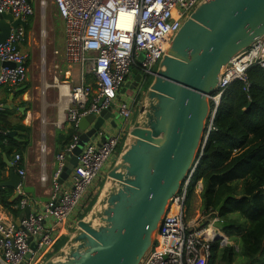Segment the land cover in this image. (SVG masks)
<instances>
[{"label":"built area","instance_id":"1","mask_svg":"<svg viewBox=\"0 0 264 264\" xmlns=\"http://www.w3.org/2000/svg\"><path fill=\"white\" fill-rule=\"evenodd\" d=\"M51 1L63 23L64 61L81 71L79 84L67 89L66 121L77 128L81 118L97 117L116 104L120 124L100 144L106 132L98 131L95 139L84 145L71 174L60 183L65 154L74 149L79 139L77 133L72 136L67 147L56 155L57 167L52 175L47 177L43 173L40 177L41 183L48 182L50 187L41 211L23 218L19 226L0 215V264H43L53 251L58 230L94 191L95 180L115 157V149L129 129L132 106L117 101L125 78L133 69L140 71L142 83L153 76L182 23L204 0ZM39 6L44 11V0L39 1ZM34 13L30 0H0V16L9 14L13 20L26 23ZM25 35V27L19 25L0 44V61L13 64L11 68H0V88H17L26 81L27 60L19 50ZM254 67L264 71V36L221 68L216 92L208 97L210 111L204 142L216 130L213 119L227 87L240 82L246 88L248 71ZM87 75H92V83L86 81ZM20 161V154L13 155L14 167ZM194 168L195 164L181 191L169 199L154 242L140 264L209 263L210 239L216 233L213 224L217 219L198 226L196 221H187L185 215L187 188ZM17 173L20 178L25 175L22 169H17ZM25 205L21 201L19 208L23 210ZM28 255L31 257L27 258Z\"/></svg>","mask_w":264,"mask_h":264},{"label":"water","instance_id":"2","mask_svg":"<svg viewBox=\"0 0 264 264\" xmlns=\"http://www.w3.org/2000/svg\"><path fill=\"white\" fill-rule=\"evenodd\" d=\"M19 25L25 23L13 20L9 14L1 15L0 44ZM263 36L264 0H204L197 5L160 60L128 130L127 141L106 175L117 189L107 199L103 224L94 229L87 221L100 191L87 217L77 221L64 245L43 264H140L154 242L169 199L181 191L197 153L204 147L208 97L216 92L221 68ZM1 67L11 68L13 64L0 61ZM142 81L140 71L133 69L120 93L129 89L133 94ZM114 114L103 110L97 117L83 118L92 123V129L78 134L76 146L65 154L60 183L76 167L84 145L107 124L115 125ZM6 135L15 138L17 133ZM107 137L105 133L99 144ZM130 137L134 141L129 143ZM3 160L9 176L0 182V188L15 190V200L21 178L15 173L12 159L3 155ZM30 214L29 207H24L15 225ZM224 239L214 233L213 240ZM68 243L77 245L56 259Z\"/></svg>","mask_w":264,"mask_h":264},{"label":"trees","instance_id":"3","mask_svg":"<svg viewBox=\"0 0 264 264\" xmlns=\"http://www.w3.org/2000/svg\"><path fill=\"white\" fill-rule=\"evenodd\" d=\"M86 81L92 83V75H87ZM12 114V109H0V182L6 167L3 155L8 158L22 154L28 145L26 140L20 142L6 135L10 131H28L23 125L9 121ZM213 125L216 130L209 134L201 155L200 151L197 153L185 207H189L194 189L201 181V214L209 220L217 219L215 226L238 245L236 248L235 245L224 246L220 240L211 242L208 264H253L264 258L263 70L254 67L248 71L246 88L240 82L227 87ZM73 135L70 131L60 138L64 137L69 143ZM96 193L92 191L79 207L82 214L79 219L94 205ZM12 196L11 188H0V206L15 216L18 211L13 206L19 200H11Z\"/></svg>","mask_w":264,"mask_h":264},{"label":"crops","instance_id":"4","mask_svg":"<svg viewBox=\"0 0 264 264\" xmlns=\"http://www.w3.org/2000/svg\"><path fill=\"white\" fill-rule=\"evenodd\" d=\"M39 1L40 0H30L35 13L34 16L28 20L29 22L27 21L24 25L26 35L24 41L19 46V50L26 56L27 60L26 81L23 85L17 88H0V109H12L13 114L9 117V121L13 125L19 124L28 128L27 133L19 130L14 131L17 133L15 139L19 140L20 142H25V140L28 142L26 150L22 154H20L21 161L14 167L16 174H18L17 169H22L25 172L24 177L21 178V184L18 187L19 196L17 199L19 200V203L13 206V208L18 212L15 216H12L0 206V215L6 216L14 224L16 223L18 216L22 211L19 208L21 201L25 202L26 205L24 207H29L31 214H35L41 211L43 204L48 200L50 192L49 183H41L40 177L43 173L47 177H50L52 175L57 167L56 155L61 153L70 143V141L69 143H67L64 137L60 138L61 135L67 136L70 131H73L74 134L85 133L90 131L93 126L90 121L81 118L78 122L77 128L74 129L66 121V107L68 105V97L66 93L67 89L70 86L79 84L81 71L78 67V71L76 72L78 74H71L70 71H65L63 73L64 81L62 82L66 84L59 85V78L57 76H53L50 82L43 80L40 86H37L36 82H34L36 69L41 59V53H38L37 51L39 41V39L37 38V33H39V29L41 30L43 26L48 25V22H46V17H40V15H45L44 12H46V7L44 11H42L39 6ZM5 23H7V21H5ZM61 36L63 38L62 47L64 50V29L61 31ZM61 54L63 57V51ZM52 55L58 56L59 53L54 50ZM54 67L57 68V66ZM58 76L62 77V75ZM20 91L23 92L21 94H17V92ZM140 95V91L139 93H137L136 91L132 94L129 89H126L124 90V93H120L119 91L117 96V101H125L132 106V119L129 121V129L135 120L139 104L141 103ZM114 112H116L114 114V117H116L114 120L115 125L112 126L109 123L104 129V131L109 135L114 134L120 124V119L117 114V108ZM92 139L93 137L90 139V141ZM12 157L13 156L8 157L9 160H11ZM117 157L118 153L103 168V170L95 180L92 189L95 188L97 186V183L102 180L104 174L107 175V173L117 160ZM8 171L9 170L6 166L5 171L3 172L2 181L8 180ZM197 185L199 188L197 199L199 200V204L201 205L200 194L202 191V182H198ZM14 193L15 190H13V194ZM11 200H13V196L11 197ZM79 212L80 209H75L68 220L65 222L63 227L58 230L56 234L57 240L55 245L65 235L70 236V234L74 231V225H76L77 221L79 220V218L77 219V214ZM213 230H215L216 233L225 236L224 242L221 241L222 245H235L236 248L238 247L237 243H234L229 235L223 232L222 229L215 226V223L213 224ZM210 240L211 242L215 241L213 239ZM253 264H264V258L263 260H258Z\"/></svg>","mask_w":264,"mask_h":264},{"label":"rangeland","instance_id":"5","mask_svg":"<svg viewBox=\"0 0 264 264\" xmlns=\"http://www.w3.org/2000/svg\"><path fill=\"white\" fill-rule=\"evenodd\" d=\"M46 2V12L45 15H40L42 18L43 16L46 17V22H48V25H45L42 27V29H39V33H37V38L39 39L38 41V46H37V51L38 53H41V59L40 62L38 63L37 69H36V75H35V80L37 86H40L42 81L45 80L47 82L51 81V78L53 76H57L59 78V85L61 84H66L62 81L63 79V73L65 71H70V73H76L78 71V66H69L67 63L64 61L62 57V51H63V38L61 36V31L63 30V23L60 21V19L56 15V11L54 6L52 5L51 0H44ZM32 5V3H31ZM33 7V5H32ZM29 22V21H28ZM49 36V37H48ZM47 40V41H46ZM49 40V41H48ZM56 50L59 55L54 56L52 53ZM46 53V54H44ZM44 54V55H43ZM43 55V56H42ZM54 66H57L55 68ZM78 67V68H77ZM78 74V73H76ZM58 75H62V77H59ZM77 78V76H76ZM152 80V76L146 77L144 83L140 86V89L138 88L136 91H141V99L143 97L144 92L146 91L149 83ZM72 87V86H70ZM116 109V104L112 106L111 111L114 112ZM116 113V112H114ZM135 116V115H134ZM133 116V118H134ZM106 128V126L104 127ZM127 136H128V131L126 135L120 140L121 144H124L125 141H127ZM123 142V143H122ZM116 147L115 153H120V147L121 145ZM119 151V152H118ZM109 181L107 178L106 174L103 175L102 180L97 183V186L94 188V193L97 192V196L99 195L101 189L103 186L106 184V182ZM190 183V182H189ZM189 185V184H188ZM100 188V189H99ZM98 190V191H97ZM199 193V188L198 185H196L193 196L191 199V205L187 209L185 207V215H186V220L191 222V221H196L198 226L203 225L205 222H209V219L206 216H203L201 214V205L199 204V200L197 199V195ZM96 196V199H97ZM78 218L82 215L80 212L77 214ZM87 217V215L85 216ZM103 223L101 222L100 225ZM75 227V225H74ZM69 235H65L63 238L60 239V241L55 245L53 251H51L48 255L47 258L54 253V251L59 248L68 238ZM46 258V259H47Z\"/></svg>","mask_w":264,"mask_h":264},{"label":"bare ground","instance_id":"6","mask_svg":"<svg viewBox=\"0 0 264 264\" xmlns=\"http://www.w3.org/2000/svg\"><path fill=\"white\" fill-rule=\"evenodd\" d=\"M133 141H134V138L130 137L129 143ZM116 189L117 188L113 185L112 180H109L102 188L97 203L92 208L90 214L89 215L87 214L88 215L87 221L89 225H91L92 228L95 229L98 226H100L101 222L103 223L102 214L104 212V209H106L107 207V199L111 194L115 193ZM76 245L77 243L76 244L68 243L67 246H65V248L62 250V252H60V254H58L55 258L61 259L64 256L63 253L72 251Z\"/></svg>","mask_w":264,"mask_h":264}]
</instances>
